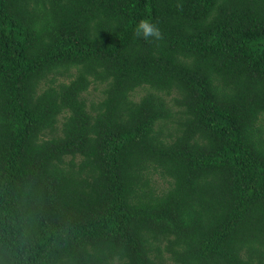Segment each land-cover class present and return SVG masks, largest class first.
Segmentation results:
<instances>
[{
	"label": "trees",
	"instance_id": "obj_1",
	"mask_svg": "<svg viewBox=\"0 0 264 264\" xmlns=\"http://www.w3.org/2000/svg\"><path fill=\"white\" fill-rule=\"evenodd\" d=\"M0 264H264V0H0Z\"/></svg>",
	"mask_w": 264,
	"mask_h": 264
},
{
	"label": "clouds",
	"instance_id": "obj_2",
	"mask_svg": "<svg viewBox=\"0 0 264 264\" xmlns=\"http://www.w3.org/2000/svg\"><path fill=\"white\" fill-rule=\"evenodd\" d=\"M135 32L138 35L143 36L145 39H148L149 37H154V38L160 37V30L158 26L146 18L140 19L136 23Z\"/></svg>",
	"mask_w": 264,
	"mask_h": 264
},
{
	"label": "rangeland",
	"instance_id": "obj_3",
	"mask_svg": "<svg viewBox=\"0 0 264 264\" xmlns=\"http://www.w3.org/2000/svg\"><path fill=\"white\" fill-rule=\"evenodd\" d=\"M142 91L141 90H137L135 93L136 95H139ZM99 94H100V87L97 86V85H91L89 88H88V91L85 93V97L88 101H95L98 97H99ZM160 180V179H159ZM158 184L160 185L161 184V180L158 181ZM161 186V185H160Z\"/></svg>",
	"mask_w": 264,
	"mask_h": 264
}]
</instances>
